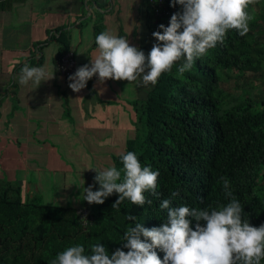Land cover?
<instances>
[{
    "label": "trees",
    "instance_id": "16d2710c",
    "mask_svg": "<svg viewBox=\"0 0 264 264\" xmlns=\"http://www.w3.org/2000/svg\"><path fill=\"white\" fill-rule=\"evenodd\" d=\"M145 1L152 38L147 54L156 42L152 33L160 24L167 26L181 6L172 7L170 0ZM248 11L253 19L245 36L229 30L223 43L190 71L180 74L184 61L176 62L133 100L134 129L121 153L135 152L142 165L159 172V197L145 192L151 204L139 206L125 199L112 206L119 196L113 193L103 204H89L81 197L79 205H65L24 196L20 185L0 184V264H50L57 253L76 244L87 254L91 245L102 243L111 254L122 247L124 232L135 223L152 228L166 221L167 210L159 207L164 199L173 207L226 204L220 177L229 180L243 218L257 227L264 223V96L246 82L249 72L263 78L259 84L264 82V0ZM121 153L106 168L122 169ZM92 186L93 191L100 187L95 181ZM173 192L178 195L173 197ZM79 209L89 211L86 223ZM157 252L162 259L163 252Z\"/></svg>",
    "mask_w": 264,
    "mask_h": 264
},
{
    "label": "crops",
    "instance_id": "0c3cea01",
    "mask_svg": "<svg viewBox=\"0 0 264 264\" xmlns=\"http://www.w3.org/2000/svg\"><path fill=\"white\" fill-rule=\"evenodd\" d=\"M146 14L145 0H0L1 185H20L24 196L44 193L45 203L80 204L96 175L89 168L104 169L122 152L134 129L133 100L145 86L94 75L73 92L56 58L68 47L80 66L90 63L105 30L146 52ZM25 64L54 76L37 88L21 85Z\"/></svg>",
    "mask_w": 264,
    "mask_h": 264
},
{
    "label": "clouds",
    "instance_id": "9594fccd",
    "mask_svg": "<svg viewBox=\"0 0 264 264\" xmlns=\"http://www.w3.org/2000/svg\"><path fill=\"white\" fill-rule=\"evenodd\" d=\"M257 0H170V5L181 6L171 15L168 25L160 24V30L152 33L155 38L151 50L145 54L128 38L102 31L95 37L98 54L69 75V88L80 92L94 75L103 83L107 79L137 82L142 86L156 85L159 77L170 72L176 62H184L178 68L183 74L190 71L194 63L205 56L217 43H223L229 30L240 36L250 31L253 16L248 8ZM54 75L45 67L25 64L20 69L19 83L37 88L41 82ZM122 169L115 166L94 169L93 186L83 188L82 199L89 204H103L113 193L119 194L112 206L125 199L135 205L151 204L144 195L151 192L159 197L157 181L159 172L144 166L132 151L121 153ZM123 173V175H122ZM226 204L217 208H191L186 205L171 206L164 199L161 209L167 210V219L158 227L146 228L135 223L123 235L122 247L111 254L102 243L85 247L76 244L57 253L50 264H261L264 260V223L253 226L243 218V206L230 190V182L220 177ZM173 197L177 192L171 193ZM134 216L129 220L134 221ZM195 226H192V221ZM124 249H127L125 251ZM157 249L163 252V258Z\"/></svg>",
    "mask_w": 264,
    "mask_h": 264
},
{
    "label": "built area",
    "instance_id": "2783aa9c",
    "mask_svg": "<svg viewBox=\"0 0 264 264\" xmlns=\"http://www.w3.org/2000/svg\"><path fill=\"white\" fill-rule=\"evenodd\" d=\"M169 10L167 11V14ZM58 35L57 32H53L52 35ZM56 69L65 78L68 79L69 75L73 74L78 67H80V63L75 56V52L72 49L65 50L59 57L56 59ZM78 212L83 217L84 223H86L88 219L89 211L87 209H79Z\"/></svg>",
    "mask_w": 264,
    "mask_h": 264
},
{
    "label": "rangeland",
    "instance_id": "374dc122",
    "mask_svg": "<svg viewBox=\"0 0 264 264\" xmlns=\"http://www.w3.org/2000/svg\"><path fill=\"white\" fill-rule=\"evenodd\" d=\"M262 79L263 78L259 77L257 74L255 75L254 72H249L246 82H247V85H249V83H252L255 86L256 94L258 93V94L264 96V82H262V84H259L260 80H262ZM129 126H130V123H129ZM80 191H81V189L75 190V192H80ZM52 196H53V199H55V197H56L55 192H53ZM79 197H78V199H79ZM36 199L39 202L45 203V202H47V200H49L51 198H50V196H47L43 193L42 195L36 196Z\"/></svg>",
    "mask_w": 264,
    "mask_h": 264
}]
</instances>
